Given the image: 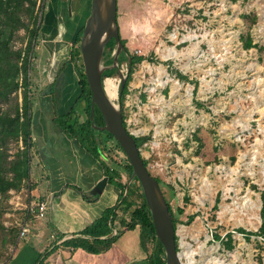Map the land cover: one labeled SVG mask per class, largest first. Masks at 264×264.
<instances>
[{
	"label": "rangeland",
	"instance_id": "1",
	"mask_svg": "<svg viewBox=\"0 0 264 264\" xmlns=\"http://www.w3.org/2000/svg\"><path fill=\"white\" fill-rule=\"evenodd\" d=\"M66 2L46 0L28 74L31 95L22 85L8 100L0 99L2 110L14 115L19 107L23 113L25 95H30L32 117L40 108L52 114V106L48 110L39 103L51 102L55 81L58 112L66 113L76 104L71 121L74 116L85 119L84 104L76 102L81 87L73 67L76 60L70 55L83 35L91 0H77L68 10ZM42 3L37 0L38 16ZM117 20L129 53L146 59L136 67L124 99L119 90L129 71L127 63L105 79L118 85L113 102L121 106L129 131L146 139L140 150L177 218L182 261L264 264V234L248 239L237 232L240 228L259 232L264 223V0H118ZM30 40L29 32L21 28L12 46L25 50ZM115 53L112 40L103 58L106 70L114 67L105 64V57ZM55 55L60 67L54 66ZM77 58L80 65L82 57ZM23 78L21 73L20 83ZM98 138L103 161L115 172L108 176L121 190L129 187L128 205L139 192V184L124 170L128 158L116 140L102 132ZM26 148L22 139L4 144L0 149L4 174L13 177L10 163ZM28 158L30 170L20 188L0 194V264H7L16 248L25 244L23 223L38 213L41 204L35 201V189L46 176L34 143ZM117 215L120 224L122 219L129 222L131 211ZM139 229L150 256L157 241ZM229 233L233 248L224 244Z\"/></svg>",
	"mask_w": 264,
	"mask_h": 264
},
{
	"label": "trees",
	"instance_id": "2",
	"mask_svg": "<svg viewBox=\"0 0 264 264\" xmlns=\"http://www.w3.org/2000/svg\"><path fill=\"white\" fill-rule=\"evenodd\" d=\"M43 3L40 6L41 14L38 16L35 12L37 6V0H0V99L8 100L9 97L19 90L22 85L29 89L28 92L31 95V79L29 78V70L32 68V58L35 51L36 45L39 42L42 21L46 13V0H42ZM72 0H68L67 3H70ZM60 3V1H59ZM24 16L27 22L24 21ZM25 29L29 32L31 37L30 43L25 50H16L12 46L13 36L19 29ZM76 45L81 42V36H78ZM121 42L124 45V51L119 56L118 67L108 69L103 73V80L106 77H111L113 72L117 68L126 62L129 71L127 73V78L125 81L124 89L121 93V99H124L129 91V83L131 81L132 75L135 72L136 67L141 64L146 58L144 56H139L137 54L129 53L128 49L125 47L126 42L121 38ZM249 42H251L249 40ZM111 43V42H110ZM109 43V44H110ZM75 44L72 48L71 58L72 60L78 61L77 56H81L80 48L75 47ZM247 46H251L248 43ZM82 57V56H81ZM82 59V58H81ZM79 62V61H78ZM78 62L75 64L77 68V74L79 77V84L81 86V95L77 103L84 104L85 119L82 121L78 116L73 117L71 121L70 117L72 111L65 116L57 117V124L72 138L78 140L84 148H86L92 155L97 157L102 161V165L106 172L115 173L111 167L103 161V155L100 148V142L98 138V133L102 132L112 139L114 137L106 132L100 131L93 126V123L97 127L104 126V119L98 108L95 109L94 122L91 119V91L87 83V79L84 73L82 60L80 65ZM114 56H106L105 64L113 65ZM82 68H81V67ZM24 75L23 82H19L20 74ZM184 78V76L180 75ZM30 95H25V104L24 111L21 113L20 108L16 109V113L12 115L8 111H4L0 108V149L4 147V144L10 140L19 141L22 139L27 146V148L22 152L17 160L12 161L11 169L13 177H9L3 173L1 170V161H2V150H0V194L4 195L11 189H19L21 182L24 178L28 176V167L29 158L28 150L33 145L32 132L30 123L32 121V100ZM75 106L72 108L74 110ZM123 114V112H122ZM124 120L125 116L123 114ZM23 119V120H22ZM124 124L127 126L126 122ZM115 140V139H114ZM138 147L140 148L143 143L146 141L145 138L135 137ZM117 142V141H116ZM118 147L122 150L120 145L117 142ZM123 151V150H122ZM145 165L148 167V163L144 160ZM124 170L127 173L128 177L131 179L133 174V168L129 163L124 166ZM161 184L160 180L156 178ZM110 181L114 183L112 177L110 176ZM132 181H135L139 184V192L136 193V199L134 197L129 201V204L126 205L125 202L128 199V194H126V189L129 187L125 186V189L121 190L120 198L116 205L111 208H108L104 211L103 215L92 225L83 230L77 237H73L70 240H65L62 242L63 246L71 247L73 249H84L91 253H101L105 250H108L112 244L116 241L117 235H114L115 227L114 223L118 219V211L123 212L124 214H129L131 211V217L129 222H125L122 219L121 225L127 230H134L135 228H141L145 231H149L153 236V239L157 241V245L153 253L148 257L146 264H166L165 251L161 243L157 240L155 235V229L153 225V220L149 206L147 204L145 195L143 193L142 187L137 178H134ZM262 215L264 216V194L262 195ZM168 203V202H167ZM169 205L171 214L174 217V226L177 228V218L173 214V210ZM182 213V210H179ZM195 217L192 216L189 218L188 223L191 224L194 221ZM237 232L243 234L246 238L250 239L252 236L263 235L264 234V223L260 228L259 232H249L243 228L237 230ZM217 240L224 241L219 235H214ZM176 243L178 246V237L176 236ZM233 236L232 233L227 234V238L224 241V244L227 248H233ZM57 250V247L54 246L52 249L46 251L40 256L39 264L43 262L52 255ZM179 251V249L177 248Z\"/></svg>",
	"mask_w": 264,
	"mask_h": 264
},
{
	"label": "crops",
	"instance_id": "3",
	"mask_svg": "<svg viewBox=\"0 0 264 264\" xmlns=\"http://www.w3.org/2000/svg\"><path fill=\"white\" fill-rule=\"evenodd\" d=\"M76 1L66 2V9ZM59 60L55 55L54 66L60 67ZM64 60L62 64L66 67L67 58ZM73 67L77 74L75 64ZM54 83L50 86L54 96L51 102L39 103L48 110L52 106V114L43 113L40 108L31 123L39 166L46 176V180L35 189L38 194L35 201L46 204L47 210L42 217L36 212L25 219V244L16 248L7 264H39L40 256L54 246L57 250L43 264H146L149 255L145 252L140 229L127 230L118 219L114 223L117 238L108 250L91 253L63 246L62 242L77 237L106 209L116 205L121 188L110 181L102 161L57 124V117L67 115L75 105H71L66 113L58 112ZM65 100L64 97L63 102ZM105 179H108L107 183L95 192Z\"/></svg>",
	"mask_w": 264,
	"mask_h": 264
},
{
	"label": "water",
	"instance_id": "4",
	"mask_svg": "<svg viewBox=\"0 0 264 264\" xmlns=\"http://www.w3.org/2000/svg\"><path fill=\"white\" fill-rule=\"evenodd\" d=\"M117 14L118 0H91V12L80 42L84 72L92 94L91 119L94 122L95 109L98 108L103 116L104 126L97 129L110 133L126 154L133 168L131 179L137 178L142 187L151 212L156 238L165 251L166 264H184L180 252L177 250V228L174 226V217L170 212L160 183L145 165L135 135L124 124L121 106L110 99L106 91V79L103 80V73L107 69L103 62L107 45L112 40L116 43L112 67L117 66L119 56L125 49L121 42ZM126 78L127 76L120 85V96ZM107 181L108 179H105L95 192Z\"/></svg>",
	"mask_w": 264,
	"mask_h": 264
},
{
	"label": "bare ground",
	"instance_id": "5",
	"mask_svg": "<svg viewBox=\"0 0 264 264\" xmlns=\"http://www.w3.org/2000/svg\"><path fill=\"white\" fill-rule=\"evenodd\" d=\"M106 91L112 101L118 95V85L114 84L110 78L106 80Z\"/></svg>",
	"mask_w": 264,
	"mask_h": 264
},
{
	"label": "built area",
	"instance_id": "6",
	"mask_svg": "<svg viewBox=\"0 0 264 264\" xmlns=\"http://www.w3.org/2000/svg\"><path fill=\"white\" fill-rule=\"evenodd\" d=\"M46 210H47V205L46 204H39V206H38V215L40 217L44 216ZM26 231L27 230L25 228H22V231H21V236L22 237L26 234Z\"/></svg>",
	"mask_w": 264,
	"mask_h": 264
}]
</instances>
